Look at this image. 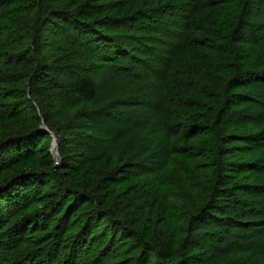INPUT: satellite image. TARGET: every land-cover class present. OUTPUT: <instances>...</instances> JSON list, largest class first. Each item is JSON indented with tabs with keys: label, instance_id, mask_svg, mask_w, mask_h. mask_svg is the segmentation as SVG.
<instances>
[{
	"label": "trees",
	"instance_id": "1",
	"mask_svg": "<svg viewBox=\"0 0 264 264\" xmlns=\"http://www.w3.org/2000/svg\"><path fill=\"white\" fill-rule=\"evenodd\" d=\"M42 3L47 4L46 32L55 30L74 47L112 45L101 62L142 79L147 78L140 74L148 69V58L138 53L155 57L152 51L158 47L153 44L161 41L153 32L181 37L164 60L157 114L148 123L167 161L184 166L183 180L193 178L199 189L200 202L181 226L165 216L135 230L110 216L116 205L132 202L138 185L134 176L142 172L134 162L116 164L113 157L101 155L91 158L83 172L64 160L54 165L52 137L41 126L50 132L56 128L44 107H54V99L62 97L95 100L97 73L89 65L68 70L63 56L37 55L28 47L30 27L24 17ZM263 3L0 0V67L10 74L0 78V264H88L99 241L102 250L91 255L96 259L89 264H203L196 251L204 246L200 240L194 243L193 235L204 234L212 244L226 241L236 219L264 215V183L258 185L264 150L257 148L264 145V135L240 108L251 103L252 88L264 85V73L247 67L251 59L264 63L255 23ZM144 19L149 24L143 25ZM116 120L109 114L105 118L107 125ZM249 224L253 234L263 235L264 228H255L261 222ZM163 229L171 235V251L156 235ZM188 242L193 250H187Z\"/></svg>",
	"mask_w": 264,
	"mask_h": 264
},
{
	"label": "rangeland",
	"instance_id": "2",
	"mask_svg": "<svg viewBox=\"0 0 264 264\" xmlns=\"http://www.w3.org/2000/svg\"><path fill=\"white\" fill-rule=\"evenodd\" d=\"M42 6L30 17H24L30 27L28 47L37 55L63 56L68 70L81 71L89 65L92 66L91 70L97 73L95 80L98 92L95 100L86 102L62 97L54 99L57 100L54 107H44L50 123L56 128L47 132L52 137L49 153L53 157L54 165L57 166L64 160L80 167L83 172L91 158H99L101 155L113 157L116 164L123 161L134 162L142 172H136L138 175L134 176L138 179V185L137 190L131 193L132 202L122 208L116 205L115 210L112 207L110 216L122 220L130 229L135 230L141 224L147 225L150 219L156 220L165 216L174 217L181 226L200 202L197 193L199 189L197 184L193 183V178L189 179L188 183L183 180L180 170L184 169V166L176 161H167L160 140L150 128L152 124L148 125L149 122L152 123L159 106L160 94L157 83L164 60H168L170 52L179 46L181 37L177 33L153 32L155 39L161 38V41L153 44L154 47H158L152 51L155 57L149 52H144V55L138 53L143 56L141 58L139 55L143 60L153 58L149 62L145 60L148 69L142 70L140 75L146 74L147 78L142 79L123 74L125 73L123 71H113L107 64L101 62L105 55H110L112 45L99 42L91 48L74 47L65 36L57 35L55 30L53 33L46 32L42 21L47 17V11L43 10L47 4L42 3ZM144 20L143 25L149 24L147 19ZM255 23L259 29L257 34L261 36L264 46V3L255 17ZM136 34H139L138 30ZM157 43H160V48L156 46ZM96 56L97 61H93V57ZM162 56L163 59L159 61ZM149 65L157 67L153 69ZM247 67L251 71L264 73V63L255 64L254 59L247 61ZM9 75L5 67H0V78ZM251 97V103L243 104L240 108L252 115L250 119L252 126L259 135H264V85L252 88ZM89 112L91 113L88 114ZM108 114L114 115L115 119H118L117 122L107 125L105 118ZM77 122H81L84 127L78 126ZM102 122L106 126L102 128L94 126ZM223 124L225 125L226 121ZM219 129L222 133L221 127ZM54 145L55 151L52 150ZM260 147L264 150L263 144L257 146ZM262 167L264 168V164ZM259 180L258 185L261 186L264 183V171ZM247 199L241 198L240 202L244 203ZM236 220L237 222L230 227L226 241L212 244L209 237L201 233L191 237L194 243L200 240L204 246L196 251L200 254L203 264H264V233L262 236H259L261 233L253 234V228L249 224L261 222V227L255 228H264V215L258 218L239 217ZM156 235L165 249L171 251V235L164 229L157 231ZM100 242H97L91 251L95 256L102 250L97 246ZM191 243L188 242V251L193 250L194 244ZM117 248V245L114 246L112 252ZM93 254L87 257L88 264L96 259L94 256L91 257Z\"/></svg>",
	"mask_w": 264,
	"mask_h": 264
},
{
	"label": "water",
	"instance_id": "3",
	"mask_svg": "<svg viewBox=\"0 0 264 264\" xmlns=\"http://www.w3.org/2000/svg\"><path fill=\"white\" fill-rule=\"evenodd\" d=\"M41 127H42V129H44L46 132H49L48 129L46 128V126H45L44 123H42V126H41ZM52 150H53V151L56 150V145L53 146V149H52ZM52 153H54V152H52ZM54 155H55V153H54ZM56 162H57V161H56Z\"/></svg>",
	"mask_w": 264,
	"mask_h": 264
}]
</instances>
